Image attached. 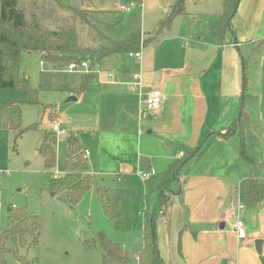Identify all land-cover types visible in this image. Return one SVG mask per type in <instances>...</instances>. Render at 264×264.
<instances>
[{
    "label": "crops",
    "instance_id": "crops-1",
    "mask_svg": "<svg viewBox=\"0 0 264 264\" xmlns=\"http://www.w3.org/2000/svg\"><path fill=\"white\" fill-rule=\"evenodd\" d=\"M190 1L204 8L188 11L185 4L186 12L180 15L190 18L186 32L176 34L170 27L156 31L160 40L142 48V57H133L132 66L120 67L116 77L111 70L97 73L99 89L67 93L86 109L81 128L74 124L72 131L66 130L75 131L87 151L93 176L105 180L120 173L140 178L143 191L151 189L154 201L161 193L155 190L156 180L193 151L169 182L167 203L155 215L157 247L165 264H264V200L251 208L255 217L245 205L232 213L240 202L235 193L240 181L264 171L241 165L239 135L236 130L226 134L242 102L246 60L249 89L244 106L253 116L254 135L264 138V95L257 96L253 84V79H264V0H239L232 18L235 44L230 32L224 41L211 35L220 0ZM114 58L100 66L112 64ZM153 88L161 90L162 102L157 109H147L139 100L143 91ZM247 137L255 141L252 133ZM94 164L101 170L92 172ZM137 171L149 175L142 179ZM145 193L140 196V220L143 210H151ZM238 219L246 229L245 239L237 237ZM256 240H261L260 253Z\"/></svg>",
    "mask_w": 264,
    "mask_h": 264
},
{
    "label": "trees",
    "instance_id": "trees-1",
    "mask_svg": "<svg viewBox=\"0 0 264 264\" xmlns=\"http://www.w3.org/2000/svg\"><path fill=\"white\" fill-rule=\"evenodd\" d=\"M70 0H0V89L18 88L25 93L26 102L38 103L40 91H60L79 95L83 92L99 89L97 73L94 65H101L108 57L129 53L146 47L151 40L145 42L140 34L133 33L126 39L112 38L103 31L111 24L99 19L103 12L101 8L88 6H73ZM87 4L100 5L105 0H80ZM239 0H220L221 11L211 27V35L219 41L225 40L227 32L234 29L232 18L237 10ZM186 0H175L168 8L165 18L159 22L157 32L169 28L177 15L184 14ZM64 9L63 15L57 10ZM95 11V13H94ZM36 51L40 53L43 64H52V69L40 71L39 84L33 88L29 79L21 70V55L23 52ZM89 62L90 72H68L70 62ZM247 64L243 61L242 102L237 118L233 121L231 130L239 135L237 160L250 166L255 161L248 153L247 135L251 132L254 119L244 106V98L248 91ZM48 108L51 128L43 129L42 141L38 147L42 155L44 167L52 173L56 165L57 131L54 127L61 123L56 105ZM22 122L20 101L11 100L0 104V128L17 130ZM37 123L30 124L28 129H35ZM85 150L78 137L68 132L65 138L64 172L60 176H52L49 189L52 194L64 193L63 200L74 206L82 196L93 186L99 198L103 213L111 220L114 229H125L126 185L131 176L116 174L114 185H96L90 172L89 164L84 156ZM193 151L183 160H179L167 182L174 180L183 164L192 156ZM264 171V160L258 165ZM159 177L155 182L157 205L164 207L168 196L162 192L166 182ZM160 180L161 183H160ZM240 203L254 208L264 200V174L249 176L240 181L235 189ZM142 198V194H140ZM144 204L141 202L140 207ZM143 233V245L135 251H129L120 244L113 242L104 231H98L89 239L83 241L88 250H98L101 256L100 264H165L159 254L156 242L155 215L147 216L140 221ZM40 222L36 215H29L25 209L14 206L7 208V224L0 227V264H5L7 253L15 255L20 264H34L26 257L18 254L19 247L29 249L39 242Z\"/></svg>",
    "mask_w": 264,
    "mask_h": 264
},
{
    "label": "rangeland",
    "instance_id": "rangeland-1",
    "mask_svg": "<svg viewBox=\"0 0 264 264\" xmlns=\"http://www.w3.org/2000/svg\"><path fill=\"white\" fill-rule=\"evenodd\" d=\"M70 1L75 7L83 5L90 9L101 8L103 12L99 14V19L106 24H111L110 27L103 29L107 36L124 40L129 35L136 33L140 34L141 39L147 42L156 35L159 22L165 18L166 10L174 0H143L141 8H132L129 11L121 9L125 5L123 3L139 2L140 0H105L102 5L98 1L95 4H87L80 0ZM197 4L189 0L186 3V8L188 11L204 8L202 4ZM207 8L212 10V3H208ZM57 12L60 15L67 14L64 9H58ZM190 23L189 16L177 15L172 21L170 29H174L176 34H183L189 28ZM159 33L155 36V40L145 48L152 47L156 41L160 40ZM114 56H116L114 59L117 60L110 65L95 64V71L103 73L111 70L116 77V72L120 67L132 66L135 61L133 57L128 56L127 52L112 55L106 61ZM48 68L52 69V64H43L39 52L22 53L21 70L29 79L31 87L38 86L40 71ZM253 84L257 96L264 95V79H253ZM11 100L20 101L22 122L17 130L0 128V227L7 224V208L9 206L25 209L29 215H36L40 222L38 244L29 249L19 247L18 254L34 264H100L99 251L88 250L83 243L98 231H104L113 242L129 251H135L142 247L143 233L138 211L144 209L140 207V202H142L140 193L144 194L145 192L143 191L144 182L140 178H132L126 185L124 230L114 229L111 220L103 213L95 192L96 186L86 192L74 206H69L63 200V192L52 194L49 189L50 178L57 173L60 176L64 169L65 138L69 132L66 128L72 131L74 124H77L78 129L81 128L82 123H79V120L85 113L84 103L80 105L78 101L70 100L69 95L65 92L40 91L39 102L33 104L26 102L25 93L18 88L0 89V104ZM49 105H56L62 120L61 127L65 128L64 133L61 131L57 133L56 165L52 173L47 172L43 157L38 152L43 129L51 128L50 116L47 118L48 108L45 107ZM33 123H37L38 126L35 129H28V126ZM251 133L255 141L251 142V139L247 138L248 153L253 157L259 171L258 165L264 160V138L254 135L253 128ZM241 165H244V162ZM91 170L95 173L101 168L94 164ZM170 175L162 178L166 182L162 192L166 195L170 193L171 189V184L167 182ZM94 180L97 182L96 185H114L113 178L105 177V180H101L100 174H96ZM145 195L146 205L151 210L145 212L143 210L140 215L141 219L145 217V214L147 216L156 215L162 210V207L157 205V201H154L151 189ZM247 210L249 213H257L255 209L248 208ZM254 214L252 215L255 217L256 214ZM260 216L261 220H264V208L260 210ZM4 260L5 264H20L12 253H7Z\"/></svg>",
    "mask_w": 264,
    "mask_h": 264
},
{
    "label": "built area",
    "instance_id": "built-area-1",
    "mask_svg": "<svg viewBox=\"0 0 264 264\" xmlns=\"http://www.w3.org/2000/svg\"><path fill=\"white\" fill-rule=\"evenodd\" d=\"M137 7H142V0H140L139 2H135V1H128L125 3V5H123L121 7V9L123 11H129L132 8H137ZM129 56H132L136 59H140L142 57V48L138 51L135 52H129L128 53ZM68 72H90V67H89V62L87 60H81L80 62H70L67 65V69ZM95 71V70H94ZM96 73H98L97 71H95ZM110 75V73H109ZM137 76L134 75V78H136ZM137 84H140V82L138 81ZM140 104L144 107H146L147 109H157L161 102H162V92L159 88H153L149 91H143L141 93V97L139 100ZM56 128V131L58 133V131L61 132H65L64 128L61 127L60 123L56 124L54 126ZM87 151H85L84 156H87ZM137 174L142 178H146L149 173H147L146 171H137ZM57 175L55 174L54 177H56ZM244 208V205L240 202L237 203L236 207L233 209L232 213H235L237 210H241ZM235 231L237 233V237L239 239H245L247 237V232L246 229L244 227L243 221L242 220H237L235 223Z\"/></svg>",
    "mask_w": 264,
    "mask_h": 264
},
{
    "label": "water",
    "instance_id": "water-1",
    "mask_svg": "<svg viewBox=\"0 0 264 264\" xmlns=\"http://www.w3.org/2000/svg\"><path fill=\"white\" fill-rule=\"evenodd\" d=\"M235 43H236V40H233V44H235ZM71 99H74L75 100V96H71ZM221 226H223V225H221ZM255 248H256V251L258 253L261 252V240H256L255 241Z\"/></svg>",
    "mask_w": 264,
    "mask_h": 264
}]
</instances>
